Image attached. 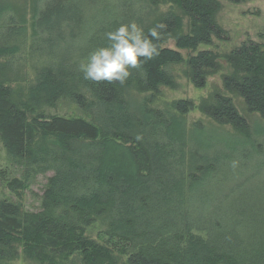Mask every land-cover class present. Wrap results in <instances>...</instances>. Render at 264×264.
Listing matches in <instances>:
<instances>
[{"label": "trees", "instance_id": "trees-1", "mask_svg": "<svg viewBox=\"0 0 264 264\" xmlns=\"http://www.w3.org/2000/svg\"><path fill=\"white\" fill-rule=\"evenodd\" d=\"M29 1L35 40L39 41L41 32L50 34L65 25L81 27L86 42L83 50L88 54L104 45L105 33L119 23L111 17L116 10L110 0ZM172 1L180 14L168 12L144 28L147 33L157 24L164 25L159 30V56L132 69L122 85L96 83L82 76L100 108L103 124L60 115L36 114L33 121L29 120L28 112L34 113L33 108L55 103L67 94L85 106V98L77 92L75 75L67 69L40 72L27 101L17 98L12 88L0 85V139L8 154L55 170L40 210L24 211L11 197L0 198V260L17 255L19 244L27 256L44 264L56 254L64 260L63 251L67 250L82 253L85 264H119V254L125 253L128 258L122 264H264V209L253 206L240 211L242 220L238 223L247 230L245 235L216 216H208L202 207L185 209L189 193L186 178L169 170L171 161L182 160L185 151L181 146L173 149L165 144L168 140L183 142L185 129L181 132L178 127L160 125L157 132L152 129L146 133L148 123L142 122L145 133L126 132L133 122L127 114L129 105L123 102L130 83L157 93L161 86L173 85L167 66L183 61L180 49H196L213 37L229 38L215 20L220 9L218 0ZM26 11L11 0H0V23L5 17L9 19L0 30V56L15 54L21 48L28 34ZM13 12L17 20L15 16L9 18ZM167 38L175 40L176 49L164 45ZM230 59L233 72L225 75V88L241 96L248 111L264 118V45L244 41L232 51ZM188 68L193 84L204 87L208 70L216 68L213 52L201 50L190 56ZM192 107L187 99L175 105L180 115ZM204 109L217 123L247 128L248 120L229 96L216 94L214 102ZM177 120L181 124L179 118L168 123L177 125ZM4 185L17 190L23 183L10 179V172L0 167V189ZM105 215L117 221L108 231L110 240L103 245L87 242L85 228Z\"/></svg>", "mask_w": 264, "mask_h": 264}, {"label": "rangeland", "instance_id": "rangeland-1", "mask_svg": "<svg viewBox=\"0 0 264 264\" xmlns=\"http://www.w3.org/2000/svg\"><path fill=\"white\" fill-rule=\"evenodd\" d=\"M110 1L116 10L111 17L114 21L118 20L117 27L121 23L135 21L143 28H148L168 12L180 14L172 0ZM218 1L220 9L215 14V20L227 32L229 38L220 40L213 37L210 43H201L196 49H180L183 61L167 66L173 78V85L161 86L157 93L134 82L130 83L124 90L123 102L129 105L127 114L133 122L127 125L126 132L143 131L145 127L146 133L152 129L157 132V129L161 128L160 125L178 127L181 132L182 128L185 129L183 142H165L172 148L181 146L185 151L182 160L176 158L171 161L169 167L173 174L186 178L185 187L189 193L184 203L185 209L202 207L206 209L208 216H216L214 218H219L223 224L238 228V231L245 235L247 230L239 224L242 220L239 219L240 211L252 209L253 206L264 209V118L257 112L248 111L242 97L225 88L224 77L233 72L230 55L235 48L247 40L264 45V0L243 3ZM11 2L15 7L27 9L24 18L27 19L28 34L18 52L0 56V85L12 88L17 98L27 101V95L37 83L40 72L47 68L67 69L75 75L77 92L85 98V106H81L74 96L67 94L55 103L41 104L33 108L34 113L28 112L29 120L33 121L36 114L45 117L60 115L70 118L82 117L96 124H103L100 121V108L83 83V73L79 69L81 61L88 55V51L83 50L86 45L83 29L65 25L50 34L41 32L39 41L35 40L30 1ZM8 16L17 17L14 12ZM8 21V17L1 21L0 30ZM57 37L58 40L55 39ZM175 43L173 38H167L164 45L176 49ZM201 50L213 52L216 68L208 70L205 86L197 88L190 78L188 59ZM218 93L232 98L236 109L248 120L247 128L235 129L231 124L217 123L205 111L204 108L214 102ZM180 99L193 103V107L185 115H180L175 108ZM142 111L146 113L144 118L141 116ZM143 112L142 115L145 116ZM175 118L181 119V124L178 120L177 125L168 123ZM142 122L148 124L144 127ZM177 142L180 144L177 145ZM148 144L154 147L151 141H148ZM0 167L10 172V179L17 178L23 183L22 188L17 190L2 186L0 198L11 197L24 211L40 210L46 185L55 170L42 163L11 157L1 139ZM116 222L112 215L97 217L95 222L85 228V240L105 244L110 240L108 231ZM17 246L18 254L1 259L0 264H44L27 256L22 245ZM63 252L64 260H59L58 256L61 255L56 254L50 256L51 261L47 264H85L82 253H71L68 250ZM127 258L128 253L119 254V264L127 261Z\"/></svg>", "mask_w": 264, "mask_h": 264}, {"label": "clouds", "instance_id": "clouds-1", "mask_svg": "<svg viewBox=\"0 0 264 264\" xmlns=\"http://www.w3.org/2000/svg\"><path fill=\"white\" fill-rule=\"evenodd\" d=\"M163 27L157 24L145 33L142 25L131 21L106 32V43L94 48L79 65L84 78L96 83L124 84L132 69L161 54L158 41Z\"/></svg>", "mask_w": 264, "mask_h": 264}]
</instances>
